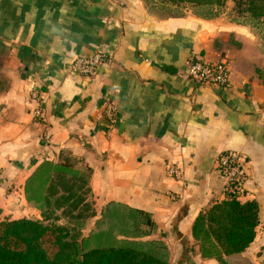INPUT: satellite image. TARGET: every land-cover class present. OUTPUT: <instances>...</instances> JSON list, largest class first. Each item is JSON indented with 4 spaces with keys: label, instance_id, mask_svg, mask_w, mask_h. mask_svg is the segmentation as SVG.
Segmentation results:
<instances>
[{
    "label": "crops",
    "instance_id": "obj_1",
    "mask_svg": "<svg viewBox=\"0 0 264 264\" xmlns=\"http://www.w3.org/2000/svg\"><path fill=\"white\" fill-rule=\"evenodd\" d=\"M228 1L225 6L229 4ZM231 4V5H230ZM229 5L232 6V2ZM154 0H0V221L41 220L24 196L43 161L66 153L90 170L97 215L110 202L150 214L169 264L203 259L196 218L225 200L217 157L245 159L241 203L255 202V238L227 264H246L264 247V38L223 15L181 16ZM98 48L110 54L93 78L69 64ZM193 54L228 62L230 84L195 86L181 77ZM43 93L33 117L28 90ZM116 103L113 123L104 115ZM181 171L168 176L167 165ZM174 197V198H172ZM90 221V220H89ZM264 250V249H263Z\"/></svg>",
    "mask_w": 264,
    "mask_h": 264
},
{
    "label": "trees",
    "instance_id": "obj_2",
    "mask_svg": "<svg viewBox=\"0 0 264 264\" xmlns=\"http://www.w3.org/2000/svg\"><path fill=\"white\" fill-rule=\"evenodd\" d=\"M154 1L189 6L203 19L218 17L231 1L237 17L264 22V0ZM78 164L82 165L66 153L59 162L43 161L32 172L24 196L28 206L39 210L41 221H0V264H169L165 243L148 238L156 231L150 214L124 204L108 203L94 227L83 234L95 214L83 216V210H90V170L86 168L83 179ZM58 211L67 218L65 223H59L61 216L54 214ZM257 225V204L230 198L196 218L192 237L203 259L227 264L226 256L250 246Z\"/></svg>",
    "mask_w": 264,
    "mask_h": 264
},
{
    "label": "built area",
    "instance_id": "obj_3",
    "mask_svg": "<svg viewBox=\"0 0 264 264\" xmlns=\"http://www.w3.org/2000/svg\"><path fill=\"white\" fill-rule=\"evenodd\" d=\"M108 61H110V54L103 48H98L90 55H79L74 58L69 64V72L74 76L93 78ZM181 77L195 86L223 89L230 84L228 62L223 58L210 61L201 54H193L189 58L186 70ZM28 95L29 100L36 104L33 109L34 119L42 121L44 118L42 91L36 85H31ZM116 109V103L113 100L106 102L104 115L109 123H113ZM245 163V159L234 152L221 153L217 157V171L224 179L223 196L225 199L241 198ZM166 172L169 177L176 180L181 177V171L175 165H167Z\"/></svg>",
    "mask_w": 264,
    "mask_h": 264
},
{
    "label": "rangeland",
    "instance_id": "obj_4",
    "mask_svg": "<svg viewBox=\"0 0 264 264\" xmlns=\"http://www.w3.org/2000/svg\"><path fill=\"white\" fill-rule=\"evenodd\" d=\"M230 3L231 2H229V4ZM229 4L220 10L219 15L224 14L223 15L224 17L231 19V21H233V22H236L238 24L249 25L251 28H253V31L256 33L257 36H259V38H264V22L255 23V22H252L250 20H247V19H244L241 17H237L235 15V13L233 12V9H232L233 3H232V6H230L231 4L230 5ZM169 7H172V6H169ZM186 8H188L187 11H190L191 13H193L192 9L189 6H183L182 5V6H179L176 8H167L168 9L167 14H169L170 16H177V15L182 14L183 10ZM194 12H199V11H194ZM77 168L81 170V173H83L82 176L84 179L85 174L87 172L86 167L78 164ZM86 199H87L88 204L90 206L89 207L90 210H88V209H87V211L83 210V216H87V215L91 216V215L95 214L93 216V218H94L97 215V211L94 209H97V208H96L95 204L92 202V199L90 196H87ZM60 213H61L60 211L54 212L55 215L61 216L59 223H65L67 221V218L62 216V214H60ZM99 215H101V213H99ZM93 218H89L90 221L88 220V224H87L86 228L84 229L83 234H87V231L89 230V228L91 226L90 222L92 221ZM28 220H31V219H28ZM32 221H35V220H32ZM38 221H41V220L39 219ZM50 221H52V220H50ZM69 228H71V227L69 226ZM75 230L77 231L78 229H75ZM263 249H264V247L258 252V255L255 258L252 257V255H251V258L248 260V262L246 264H264V250Z\"/></svg>",
    "mask_w": 264,
    "mask_h": 264
}]
</instances>
